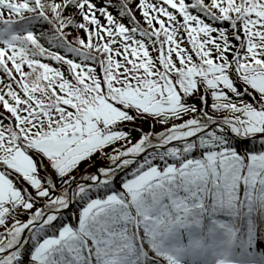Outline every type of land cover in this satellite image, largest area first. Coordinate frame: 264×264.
I'll return each mask as SVG.
<instances>
[{
	"label": "snow or ice",
	"instance_id": "snow-or-ice-1",
	"mask_svg": "<svg viewBox=\"0 0 264 264\" xmlns=\"http://www.w3.org/2000/svg\"><path fill=\"white\" fill-rule=\"evenodd\" d=\"M209 120L264 143V0H0V264H55L79 207L63 189L84 174L105 188L82 209L90 226L120 228L135 205L153 255L179 264L166 249L194 217L264 193V151L223 140L184 159ZM137 124L152 132L133 144ZM245 247L264 264V245Z\"/></svg>",
	"mask_w": 264,
	"mask_h": 264
},
{
	"label": "trees",
	"instance_id": "trees-1",
	"mask_svg": "<svg viewBox=\"0 0 264 264\" xmlns=\"http://www.w3.org/2000/svg\"><path fill=\"white\" fill-rule=\"evenodd\" d=\"M214 124L215 123L209 120L204 125L205 128L207 129V132L200 134V137H199L200 147L199 148H197L196 150H192L191 144L186 145V147L189 149V152L187 155L184 156V159H187L188 156L195 158L196 156H198L200 152H204L208 150L206 147H204L205 145H211L214 141H223V140H227L231 147H234L237 152H240V154L244 156L249 151H264V143H258L256 138H251L247 140L248 141L247 148L242 149V148L237 147L236 141L239 140L238 137L233 138L232 135L227 132L225 134L216 133L217 127ZM224 124L227 125V121H224ZM157 127L162 129V131L164 132L163 128L160 125H157L155 129H157ZM141 131L144 134L148 135L152 131L150 124H137L133 127V130L131 133L133 137V141H132L133 144H135L136 141L140 140ZM207 137H212V139H208ZM193 139L195 140V138ZM149 152L153 156L157 155V151L154 149L150 150ZM160 155H164V153H160ZM124 178L125 177L123 176L121 177L122 180ZM119 186L120 185L118 184L114 185L115 188H119ZM83 190L84 191L82 193L80 192L77 195H75V197H73L74 198L73 204H77L79 205V207L70 214L61 215V219L64 221V223L60 225L61 228L64 227L65 225H71L72 227H74V225L78 223L76 221V217L80 216V213L82 209L84 208L85 204L93 198H97V197L101 198V196L103 195L105 191V188H104L103 182L101 181L95 185H85L83 187ZM200 191L203 192V189H200ZM184 194L186 195L188 199H191V197L196 195L195 187L193 188V191L191 193H188L187 189L185 188ZM260 194H261L260 203L258 206H255L249 194V190L248 189L241 190V197H245L244 209H242V212H243L242 217H240L241 211L239 209V203H238V205L233 206L232 209L225 208V209L215 210V209L209 208L206 215H204L203 217H200V216L194 217L192 220V223H195L197 220L202 219L203 226L205 227L207 226V223L209 222L210 217L212 219L219 217V216L227 218V215L231 214L233 219H235L234 220L235 226L238 224H241L243 228L246 229L248 224H252V226L255 227L257 222H259L262 228V231H263L264 230V193L260 192ZM209 204H211V202ZM256 207L258 208V211H259L257 216L259 217L258 219L260 220H256V217H257L255 215ZM133 213L137 214V216L139 214V211L138 209H136L135 205H133L131 209H129L128 206L126 205L124 211L121 214V220L123 222L122 226L117 229H119L118 231L125 230L129 239L131 241H136V233L133 227V216H132ZM69 215L72 217L71 220L68 219ZM249 215L252 218L251 221H248ZM139 227H143L142 220L139 222ZM113 229L115 228H111V226L106 227V228H102L96 225L90 226L87 222L84 224H81L80 237H74L71 244H65L63 248L57 250L58 256H57V260L55 264H79V262H76L77 259L80 261L81 264H87L86 258H85L86 255H85V250L83 246V241H86L89 243L91 247V253L94 257H98V258L106 257L107 252L110 251L109 249L113 247L112 243L111 242L109 243L108 241L111 239L118 238L116 236V234L118 233L117 229H115L116 231L115 233L110 234ZM57 233H58V230H51L47 234L56 235ZM30 234L33 235V243H35V237L37 235L39 236L45 235L42 228H37L35 233H30ZM108 234H110L111 236L109 237ZM143 237H144V241H146V246L148 248V251L153 255L154 245H152L153 241L151 240L150 233L147 231V229L144 230ZM135 248L134 249L137 252V263L140 264L141 263L140 252L139 250H137V247Z\"/></svg>",
	"mask_w": 264,
	"mask_h": 264
},
{
	"label": "rangeland",
	"instance_id": "rangeland-1",
	"mask_svg": "<svg viewBox=\"0 0 264 264\" xmlns=\"http://www.w3.org/2000/svg\"><path fill=\"white\" fill-rule=\"evenodd\" d=\"M154 131L157 133H160L161 137L164 135V132L159 127H157V129H155ZM151 132L148 134L149 136H151ZM154 138L155 137H153V139ZM150 144H151V141H149L148 151L153 150ZM156 147L158 148L159 145H157ZM249 152H254V151H249ZM105 163L106 162H100V168H103L105 166ZM87 171L88 173L95 175L98 173L99 169L96 167H90L88 168ZM51 182L52 181L50 178L49 183ZM99 182H93L90 176L87 174L78 175L76 177V180L73 181L72 184H70L67 188H64L63 196L67 198L69 205H71L74 203L73 197H75V195L80 193L81 192L80 190L83 189L85 185H95V184H98ZM81 221L83 223L87 222L86 218H84L82 214H81ZM214 229H215L216 237H214L215 239H213V241L209 243V245L205 243L204 240H200L199 233L196 230H194L191 227L189 229H185L184 232L186 231V233H184L183 235L184 240H177L176 242H179V244H175V245H179L182 248V252L180 254L179 252L175 251L176 252L175 255L178 256L179 260H182L184 264H188L187 263L188 260H190V263H191L194 261V259H193V255H190V253L192 252V250L194 249L196 250V248L201 246V250L198 251L199 254L206 255V257L203 260V264L204 262H207L206 264H217L219 260H225L226 262H229L230 264L232 261L239 262V264H255V262L259 259L258 252L255 257L243 255V253L246 252L247 249L242 243H240L236 239L235 243L233 244L229 234L226 231L221 230L217 226ZM76 232H78V230ZM76 236L78 237V234H76ZM216 239H218V242ZM257 244L258 243H252V245H257ZM210 246H213L211 250V253H212L211 257L208 253V248ZM253 251H256V250L253 249ZM219 255L220 256L224 255L225 257H220ZM121 264H125V263H121Z\"/></svg>",
	"mask_w": 264,
	"mask_h": 264
}]
</instances>
